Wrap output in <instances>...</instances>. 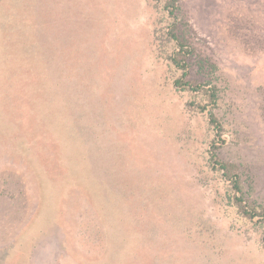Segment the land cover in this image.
I'll return each mask as SVG.
<instances>
[{
	"label": "rangeland",
	"instance_id": "rangeland-1",
	"mask_svg": "<svg viewBox=\"0 0 264 264\" xmlns=\"http://www.w3.org/2000/svg\"><path fill=\"white\" fill-rule=\"evenodd\" d=\"M179 5L191 75L211 76L220 89L227 143L219 158L264 207V0ZM158 13L152 0L1 4L6 44L15 36L37 49V73L52 93L48 117L73 128L74 161L106 203L100 219L87 197L63 186L55 151L36 138L18 91L6 89L0 264H264V223H247L229 202L209 165L215 132L205 115L187 112L189 95L175 92L177 73L154 45V29L161 48L166 42Z\"/></svg>",
	"mask_w": 264,
	"mask_h": 264
},
{
	"label": "trees",
	"instance_id": "trees-1",
	"mask_svg": "<svg viewBox=\"0 0 264 264\" xmlns=\"http://www.w3.org/2000/svg\"><path fill=\"white\" fill-rule=\"evenodd\" d=\"M4 1L0 2V6L1 4L3 6ZM152 1L155 9L159 12V16L162 15L159 24L164 25L166 23L165 29L162 30L166 42L161 48L163 40L161 31L154 29V45L169 70H174V74L177 73V76L172 77L175 92L188 94L190 100L186 106L187 112L205 115L215 132L217 141L211 144L209 150L211 169L222 176V183L229 202L240 217L247 223H264V207H257L248 201L241 177L235 172L236 167L219 158L218 151L221 150V145L227 143L224 138L225 127L216 113L219 106L220 89L213 82L211 76H205L198 80L191 75L190 60L194 53L182 29L187 22L181 18L179 0ZM3 19L4 17L0 16V21ZM9 23H11V30L13 31V18ZM6 24V20L0 23V95H6L4 91L8 88L12 91H18V96L22 100V108L26 106L25 115H29L30 121L34 125L32 128H34L36 138L40 137L43 141L47 139L48 146L53 148L56 153L53 163L65 179L63 186L77 190L80 197L81 195L87 197L97 216L100 219L105 218L103 210L105 213L106 193L95 185L91 174L86 173V169L74 161L75 155L71 147L72 144L74 148L73 128L65 122H58L57 115L54 116L53 113L52 117H48L50 111L44 107L46 105L44 101L49 98L46 97V94L52 96V93L48 92L51 89L48 87L47 77L37 73V65L33 58L37 51L31 54L34 47L24 48L15 36L13 42H9L7 45L6 42L11 39L6 41L2 35V29L5 28ZM212 66L214 69L216 68L214 65ZM200 67L201 72H203L205 63L201 64ZM51 104L48 103L50 109L53 108ZM4 110L2 108L0 111V120L6 117ZM24 147H27L25 143ZM53 193L55 191L50 192L51 195ZM63 193L67 194L68 190ZM50 194H48V198H50Z\"/></svg>",
	"mask_w": 264,
	"mask_h": 264
}]
</instances>
